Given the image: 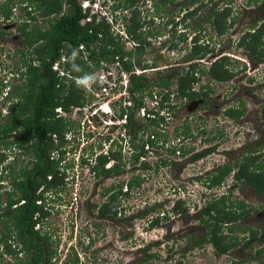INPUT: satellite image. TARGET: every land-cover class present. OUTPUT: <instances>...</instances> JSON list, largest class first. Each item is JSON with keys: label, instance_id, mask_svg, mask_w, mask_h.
<instances>
[{"label": "rangeland", "instance_id": "374dc122", "mask_svg": "<svg viewBox=\"0 0 264 264\" xmlns=\"http://www.w3.org/2000/svg\"><path fill=\"white\" fill-rule=\"evenodd\" d=\"M155 1L135 0L131 8L133 12L129 22L134 25L135 34L141 37L144 48L139 57L141 67L135 65L132 70L142 72L150 81L161 76L169 77L170 91L159 106L155 103L160 102L159 95H145L142 114L140 110L133 109L134 99L125 89L127 74L121 63L103 60L96 66L87 53L82 52L80 56L90 66V73H101L105 80L103 84L93 85L90 92L77 88L74 83V90L84 97L85 105L72 104L69 111L61 110L59 113L67 117L69 127L60 136L57 133L50 135L54 143H59L50 155L59 158L57 177L60 185L43 192V212L36 213L40 219L35 226L39 238H46L43 243L55 250L54 264H174L177 261L181 264H264V240L258 239L264 234V196L258 194L244 178L235 183L233 170L220 186L208 181L211 170L218 165L239 162L244 154L250 155L259 149L247 166L251 170V165H262L259 173L264 186V145L257 144L264 138L261 124L264 63L259 66L258 61L251 60L253 69L249 72L253 81L248 78L252 76L240 72L241 75L237 74L227 82H211L214 92L210 106L201 107V99L185 100L175 93L176 75L185 72V53L191 44V31L206 43V49H213V54L225 50L246 58L249 55L247 49L237 47L236 39L246 30L248 23L254 19L261 21L262 12L257 11L256 6L249 7L247 0H203V3L207 2L196 15L183 17L180 10L194 0H173L162 7L154 6ZM15 3L12 5L15 9L10 16L11 22L4 23L0 16L1 124L5 121L2 103L6 101L3 99L6 90L3 80L10 86L20 82L15 74L17 66L22 63L17 49H24L27 60L35 57L13 31L14 22L25 18L18 0ZM226 6L229 12L217 16L218 22L227 23L226 16L233 18L234 28L218 35L207 21L209 9L220 10ZM88 9V14L98 15L96 20H101L104 15L102 20L109 24L110 36L115 42H122L124 50L138 44L135 34L126 37L123 14L129 12L123 10L119 0H93ZM33 14L37 19L30 20V27L35 22L45 24L38 12ZM263 38V32H260L249 36L247 43L253 48L260 47L259 41ZM258 51L264 56V47L255 50L256 53ZM211 56L209 52L205 59L209 60ZM130 58L133 60L134 56ZM232 59L229 68L241 65L240 61ZM151 63H156L157 68H150ZM201 67L207 69L205 64ZM198 75L201 79L198 84L208 81L205 73ZM69 83L65 81L66 88L70 87ZM156 90L158 87L153 88V93ZM238 103H243L245 112L240 118H230L224 109ZM128 106L126 112L132 119L129 127L122 122L124 116H120L122 109ZM150 110H157L158 135L143 159L133 162L132 134L128 131L135 129L137 140L146 139L150 134L146 126V111ZM187 128L194 133L193 137L183 133ZM11 136L9 139L18 138V134ZM4 140L1 135L0 209L8 196L6 180L9 172L14 176L20 166L30 164L31 158L29 153L24 154L14 144L5 148ZM119 145L121 170L109 177L97 176L99 161L105 158L106 151L110 148L117 151ZM99 156L101 160L97 161ZM9 161H12L10 171ZM112 162L108 158L105 167ZM134 176H138L140 183L128 189L127 193L123 188L121 194L115 195L114 201L108 202L111 194H102V189L120 182L124 186ZM228 187L232 189L231 201L244 200L253 210L247 217L219 223V246L227 244V249L220 253L208 241L207 228L201 217L206 218L202 212L204 205L211 201L220 204L219 198ZM177 202L178 206H175ZM105 203L106 214L100 215L99 207ZM155 217L159 222L151 225ZM6 223L8 217L0 216V264H15V256L5 252L1 245L2 234L7 230ZM249 228L257 230V238L250 237ZM10 237L14 251L13 246L19 247V244ZM19 254L22 260L24 255L21 257ZM75 256L77 261H74Z\"/></svg>", "mask_w": 264, "mask_h": 264}, {"label": "trees", "instance_id": "16d2710c", "mask_svg": "<svg viewBox=\"0 0 264 264\" xmlns=\"http://www.w3.org/2000/svg\"><path fill=\"white\" fill-rule=\"evenodd\" d=\"M28 4L24 7L26 14L30 20H36L37 16L34 12H38L42 16L45 24L33 23L30 27L29 22H23L19 24L18 29H21L22 40L24 46L27 49H31V54L35 57L31 59L24 58V49H17L21 53L22 63L17 66V72L19 78H23V87L20 90L21 101L18 102L19 108L17 111L10 115L8 121L2 126V132L5 136H10L11 132L15 131L19 137L13 140L5 142V147L10 144H15L24 154H30V164L23 165L19 170V175L12 176L9 173V184L13 191H7L8 197L4 201V207L0 209L1 217H8V223L5 224L6 228L9 227L17 229L19 240L23 244V250L26 252L24 260L18 258L20 264H54L50 262V256L54 254V249H45V246L40 245V241L37 240L34 233L39 237V232L35 228L37 222L40 221L36 217V213L43 212V204L36 203L38 199H44L43 192H47L52 187L60 185L58 181V163L59 158H53L50 152L53 149L59 147V143H54L51 134H62L67 130L68 121L67 117H63L55 110L60 108L64 111H69V107L72 104H79V107H83L85 104L84 97L80 92L74 90V79L83 75L84 73H90L91 68L86 64V61L81 58L82 52H86L89 59H92L96 66H99L100 62L116 61L117 59L121 63L123 69L129 73L127 80V90L134 99L133 109L139 110L144 107L143 98L145 95L152 96L159 95V101L157 106L165 99L166 93L170 91V78L160 77L156 81H150L147 77L141 74H134L132 70L133 66L141 67L140 55L143 53V42L141 37L135 34V27L131 21V14L133 10L131 8L134 5L135 0H119L120 6L123 10H127L129 14L124 13L123 18L125 20L124 32L126 37L130 36L138 40V44L132 49L124 50L122 42H115L114 37L109 34V24L103 22L104 15L101 20H96L97 14H91V21H87L84 24L80 23V20L85 17L89 9L83 11L78 0H25ZM93 2V0H89ZM12 0H6L0 4L1 16L5 19L10 17V6ZM173 0H156L153 5L162 7L167 3H171ZM27 7L30 9L27 10ZM225 8L222 11L216 9L213 13L216 15L224 14ZM219 29V26H218ZM99 44V45H98ZM83 45V50L80 52L76 63L80 65L82 71L74 72L71 68V63L64 62L62 64L65 73L69 75L58 76L57 71L51 68V63L59 58L61 54L65 52L67 57H70L71 51L74 48H79ZM205 48L200 47L199 44L195 45L190 50L191 58L193 55H197L198 58L204 56ZM134 56L133 60L130 58ZM130 58V59H129ZM34 60L38 61V65L34 64ZM195 63L190 64L191 70L194 69ZM213 66L208 72L216 80H224L227 76L226 70L223 68H217ZM150 68H157L156 63H151ZM131 72V73H130ZM161 73V71H157ZM69 81L70 87H65V81ZM197 78L193 75V72L186 70L185 72H179L176 75V90L175 93L183 98L191 100L197 96L206 95L203 93H195L191 90L192 82ZM158 87V90L153 93V88ZM128 107H124L120 116L125 115L127 123L125 126L129 127L131 124V115L126 112ZM16 110V109H14ZM153 116H147L148 122L146 123L147 129L150 131V135H154L152 138L148 135L145 140H137V130L131 129L128 131L131 136L132 155L133 162H137L139 158L146 153L144 149L145 143H149L151 146L155 142V138L158 135L157 126L159 121L156 118V111H147ZM242 111L239 110L233 115H239ZM68 127V128H67ZM187 137H193L194 133L188 128L183 131ZM264 142V139L261 140ZM120 147L117 151H113L112 148L108 150L105 158L102 160L99 156V167L97 176H107L112 172H119L121 170V156ZM254 155H246L240 162L237 161L235 180L239 181L241 178L247 183L253 185L256 190L264 195L263 178L260 173H256L254 170L261 169L262 165L253 166L249 170L247 162L251 160ZM112 159V163L109 167H105V162L108 158ZM12 162L9 166H11ZM233 165L225 164L217 166L212 171L209 177V182L214 185H221L232 170ZM21 178H20V177ZM48 178V179H47ZM140 183L138 176H134L128 180L125 185L129 190L134 185ZM42 191L38 192L40 187ZM123 183L120 182L117 185H110L103 188V194L111 192V196L108 202H112L115 199V195L122 193ZM128 191H125L127 193ZM220 204L215 201L207 202L202 212L207 215V218L201 217V221L205 224L207 230L208 241L217 249L218 252H224L227 249V244L219 246L221 238L219 231L220 222H228L230 220L239 219L243 216L250 214L248 204L243 200H238L236 203L232 202L227 196H221L219 198ZM1 205V203H0ZM105 203L99 207L98 213L100 215L106 214ZM178 206V202L175 204ZM211 211H213L211 213ZM240 211L239 213H237ZM10 222V223H9ZM159 222L158 217H155L151 221V225ZM14 230V229H12ZM233 230V229H229ZM250 237L257 235V230L249 228ZM44 238V237H42ZM46 240V238H44ZM264 240V234L261 237ZM6 242V241H5ZM34 250V251H33ZM46 251V252H45ZM5 252L12 253L9 249H5ZM32 252V253H31ZM46 256V262L44 260ZM149 257V256H148ZM74 261H77L75 256ZM45 262V263H44ZM69 264V263H64ZM72 264V263H71ZM75 264V263H73ZM146 264H152L147 262ZM174 264H181L180 261Z\"/></svg>", "mask_w": 264, "mask_h": 264}, {"label": "flooded vegetation", "instance_id": "af4514ba", "mask_svg": "<svg viewBox=\"0 0 264 264\" xmlns=\"http://www.w3.org/2000/svg\"><path fill=\"white\" fill-rule=\"evenodd\" d=\"M4 1H6V0H3V2ZM12 1H14L12 4H11V6H10V16H12L11 14H12V12H13V10L15 9V7L14 6H12L13 4H16L15 3V0H12ZM18 2H19V8L20 9H22V10H24V20L22 21V19H19V21H15L14 22V27H13V31L20 37V39H21V42H22V44H23V40H22V33H21V29L19 30L18 29V26H19V24H21L22 25V23L25 21V22H30V19H29V17H28V15L26 14V9L24 8L27 4H28V2L27 1H25V0H18ZM207 2V1H206ZM206 2L205 3H203V0H194L193 1V3L192 4H190L189 6H187L186 8H183V9H181L180 10V12H179V14H181L183 17H186V16H188V15H196L197 14V12H199L200 11V9H202V7L206 4ZM209 2V1H208ZM247 2L250 4L249 5V7H252L251 5H253V7L254 6H256L255 7V9L257 10V11H261L262 12V14L260 15L261 17V21H257L256 19H254L251 23H248V26H247V28H246V30L241 34V35H239L238 37H237V39H236V46L237 47H239V48H245V49H247V51H248V57H246V58H242V57H239V56H235V55H233L232 53H228V52H226L225 50H223V51H220V52H218V53H215V54H213L214 53V51H213V49H211V50H209V49H206V48H208V46L207 45H205L206 43H204V41L201 39V38H198V36H197V33L195 32V31H191L192 33H190V42H191V44H190V46H189V50L185 53V57H186V59H185V61L184 62H187V64H186V66H185V69L186 70H190V71H192L193 72V75L197 78V80L196 81H194V82H192V86H191V90L192 91H194L195 93H203V92H205L206 93V95H204V96H197L196 95V97L195 98H193V99H191V100H194V99H197V100H202L201 101V103H200V105H201V107H207V106H210V103H211V95H212V93L214 92V89H213V84L211 83V82H227V81H229L233 76H235V75H237V74H240V72H242L241 74H243V73H246L247 74V76H252V74L249 72V70H252L253 68H252V66H251V60H255V61H258L257 62V64L259 65V66H261V64H263L264 63V56H263V54H261V52L260 51H258V53H256L255 52V50L257 49V48H260V47H264V38L261 40V41H259L260 43V47L257 45L255 48H253L252 46L250 47V45L247 43V40H248V37L249 36H251V35H255V34H257V33H262L263 32V35H264V0L262 1V0H247ZM1 4V3H0ZM168 4V3H167ZM167 4H165L164 6H166ZM227 5H229V4H227ZM225 8H227V10H225V14H228V10H229V8L226 6V7H224V8H221L220 10H218V9H216V10H218V11H222V10H224ZM28 9H30V7H27V10ZM0 10H1V8H0ZM213 10H214V8H210L209 9V13H208V17H207V21L209 22V24L211 25V27L214 29V30H216V32H217V34L218 35H223L224 34V32L227 30V29H233L234 28V19L233 18H227V16H226V20H227V23L224 21V22H222V23H219L218 22V15H216V14H214L213 13ZM182 11V12H181ZM0 16H1V13H0ZM1 18H3L5 21H3L4 23H9V22H11L12 20L10 19V17H9V19H5L4 18V16H1ZM1 20V19H0ZM171 21H173V19H171ZM218 26H219V29H218ZM195 30H197V29H195ZM198 31H199V29H198ZM0 34H1V31H0ZM187 35H189L188 33H187ZM18 41H19V39H18ZM209 42V40H207V43ZM197 44H199V46L200 47H203V48H205L204 50H205V54H204V56H202V57H199L198 58V56L197 55H193V57L194 58H191L192 56H190V50L195 46V45H197ZM24 45V44H23ZM22 49V48H21ZM211 53V57H209L210 59L208 60V59H205L206 58V55L208 54V53ZM232 58H235L236 60H238V62L241 64V65H239L238 67L236 66L235 68H229L228 66H229V62H230V60L231 61H233V59ZM242 62V63H241ZM38 62H35L34 61V64H36V65H38L37 64ZM192 63H195V66H194V69H192L191 70V67H190V64H192ZM207 65V69L205 68H202L201 66H203V65ZM213 66H215V67H217L218 69L219 68H223V69H225L226 70V74H227V76H226V78L224 79V80H216L215 78H213L211 75H210V73L208 72ZM214 67V68H215ZM220 70V69H219ZM198 73H205L207 76H208V81L206 82V83H201V84H198V82L201 80L200 79V75H198ZM15 74H16V76H17V78H18V80L20 81L18 84H16V85H12V86H10V85H8L7 84V81L6 80H3V85H4V88L6 87V90H4V92H3V99L4 98H6V101L4 102V103H2V104H4V108H3V110L5 111V113H4V117H5V121L1 124L0 123V136L2 135V137H3V139H5L4 140V144H5V142L6 141H8V140H13V139H9V138H12V136H11V134H18L17 132H15V131H13V132H11V134H10V136H5V133H3L2 132V126L8 121V118H9V116L10 115H13V113L15 112V111H17V109L19 108V105H18V102L19 101H21L22 100V98H21V96H20V90H21V88L23 87V78H19V73L16 71L15 72ZM240 74V75H241ZM11 77H14V74L13 73H11ZM249 78V80H252L253 79V76L252 77H248ZM253 81V80H252ZM197 84V86L195 87V85ZM2 92V91H1ZM185 100H188L187 98H185V97H183ZM238 105H239V103H238ZM238 105H229V106H227V108H225L224 109V111H225V113L230 117V118H240L241 116H242V114L245 112V108H244V106H243V103H240V105L238 106ZM14 109H16V110H14ZM239 110H241L242 112L239 114V115H233V114H235V113H237ZM261 114H262V121H261V124H262V127L264 128V108L261 110ZM18 137H19V135H18ZM16 139V138H15ZM262 139H264V138H262ZM262 139H260V140H258L257 141V144H259V145H264V142H261V140ZM15 145V144H14ZM11 146V145H10ZM16 146V145H15ZM17 147V146H16ZM5 148H7V147H5ZM18 150H20V149H18ZM21 151V150H20ZM255 152H259V149H256V150H254V151H252V153L251 154H255ZM244 156H246L245 154L242 156V158H241V160L243 159V157ZM255 156V155H254ZM31 159V158H30ZM12 161H9V163H8V171H10L12 168H11V166H9L10 165V163H11ZM240 162V161H239ZM237 163V161L235 162V163H224V164H222V165H225V164H231V165H233V167H232V170H233V177H234V181H235V183H237L238 181H236L235 180V172H236V166H234V164H236ZM27 165V164H26ZM222 165H218V166H222ZM256 166H258V165H256ZM22 166H20V168H21ZM215 169V168H214ZM214 169H212L211 170V172L210 173H212V171H214ZM231 170V171H232ZM259 170L260 169H256V170H254L256 173H259ZM5 171L6 172H8L6 169H5ZM230 171V172H231ZM10 173V172H9ZM113 173H117V172H112V173H110V174H113ZM110 174H108L107 176H102V177H109V175ZM18 175H19V171H18V173H16L14 176H17L18 177ZM210 176H211V174H210ZM7 177V176H6ZM20 177V176H19ZM21 178V177H20ZM241 179H243V178H241ZM240 179V180H241ZM0 182H2V180L0 181ZM6 184L9 186L8 188H9V191H13V189L10 187V184H9V177L7 178V180H6ZM223 184V183H222ZM248 184H250V183H248ZM117 185V184H116ZM214 185V184H213ZM251 185V184H250ZM115 186V185H114ZM217 186V185H216ZM220 186V185H219ZM252 187H254L253 185H251ZM255 188V187H254ZM114 191V189H111L109 192H106V193H111V191ZM255 191L258 193V194H260L261 196H264L263 194H261V193H259L257 190H256V188H255ZM232 192V189L230 188V187H228L225 191H223L222 192V194H221V196H227V195H229L230 196V193ZM106 193H104V194H106ZM102 194H103V189H102ZM220 196V197H221ZM8 197V196H7ZM238 200H241V199H238ZM237 200V201H238ZM6 201V200H5ZM237 201H235L234 203H236ZM244 201V200H243ZM212 202V201H211ZM233 202V201H232ZM245 202V201H244ZM246 203V202H245ZM248 204V203H247ZM1 206V205H0ZM204 207H205V205H204ZM248 208L250 209V214H251V212H252V210H253V208L248 204ZM203 210V209H202ZM213 211H211V213H212ZM204 214V213H203ZM249 214V215H250ZM204 215H206V214H204ZM249 215H247V216H249ZM247 216H243V217H247ZM206 218H207V215H206ZM242 218V217H241ZM10 223V222H9ZM12 229H14V230H12ZM254 230H256V229H254ZM9 234V235H8ZM34 235H35V237L37 238V240H39L40 241V245L41 246H45V249H49L50 248V246L46 243V244H44L43 243V241H45V239L44 238H39V236L36 234V233H34ZM262 235L263 234H261L259 237H258V239H260L261 240V237H262ZM10 236H12L13 237V239L14 240H16V243L17 244H19V247H17V245H14L13 247H15V250L14 251H12V249H11V240H10ZM257 236L258 235H256L255 237L257 238ZM255 237H252V238H255ZM6 241V242H5ZM2 248L4 249V251H5V249H9L10 251H12V253H9L10 255H14L15 257V260H16V263L18 262V264H20V262L19 261H21V260H18V258H20V257H18V254H19V256L21 255V257L24 255V258L22 259V260H24L25 259V257H26V252L23 250V244H22V242H21V240H19V236H18V234H17V229H15V228H13V226L12 227H9V230L7 229L6 230V232H4L3 234H2ZM52 248V247H51ZM17 249V250H16ZM18 251V252H17ZM34 251V250H33ZM55 251V250H54ZM46 252V251H45ZM32 253V252H31ZM54 255H55V252H54V254H52L50 257V262H52V263H54L53 261H52V259H53V257H54ZM49 256H46L45 255V258H44V260H45V262H46V258H48ZM44 262V263H45ZM15 263V264H16ZM7 264H10V263H7ZM61 264H64L63 262H61Z\"/></svg>", "mask_w": 264, "mask_h": 264}, {"label": "built area", "instance_id": "2783aa9c", "mask_svg": "<svg viewBox=\"0 0 264 264\" xmlns=\"http://www.w3.org/2000/svg\"><path fill=\"white\" fill-rule=\"evenodd\" d=\"M79 3H80V5H81L83 11H85V12H86V10L88 9V7L92 4V2H90L89 0H81V1H79ZM93 5H94V3H93ZM91 14H93V13L87 14L85 17H83V18L80 20V23H81V24H84L86 21H89V20L91 19ZM79 47H80V46H79ZM62 57H66V55H65V54H61L57 60H55V61H53V62L51 63V68H52L54 71H57V75H58V76H64V75L69 76L67 73H65L64 68H63V66H62V64L65 62V60L62 59ZM115 63H117L118 65L120 64V62H119L118 59L115 61ZM54 66H56L55 69H54ZM143 70H144V69H143ZM125 72H126V71L124 70V73H125ZM131 72H133L134 74H141V73H142V72L139 73V71H138L137 69H136L135 71L133 70V71H131ZM131 72H130V73H131ZM126 74H127V78H126V75H125V78H124L125 89H127V80H128V75H129V73L126 72ZM155 103H156V105H157V101H155ZM55 110H56L57 113L59 114V113H61V110H62V109H60V108L58 107V108H56ZM139 110H140V112H141L142 114H144L145 106H144V107H141ZM146 115H147V116H153V114H151V113H149V112H147V111H146ZM123 116H124V119H122V122H123L124 124H126V123H127V118L125 117V115H123ZM148 135H149L151 138L154 136V135L147 134L146 137H147ZM144 140H145V139H144ZM155 140H156V139H155ZM141 141H143V140H141ZM141 141H140V142H141ZM150 146H151V145H150L149 143H145V145H144V149L146 150V152H148V149H149ZM106 154H108V151H106ZM139 159H143V155H142ZM42 188H43V187L41 186V187L38 189V192L42 191ZM123 188H124V192L128 190V188H127L126 185H124ZM123 188H122V189H123ZM45 198H46V197H45ZM44 202H45V201H44ZM36 203H38V204H43V199H38V200H36Z\"/></svg>", "mask_w": 264, "mask_h": 264}, {"label": "clouds", "instance_id": "9594fccd", "mask_svg": "<svg viewBox=\"0 0 264 264\" xmlns=\"http://www.w3.org/2000/svg\"><path fill=\"white\" fill-rule=\"evenodd\" d=\"M82 50H83V45H81L79 48L72 49L70 57H62V59L65 60V62L71 63V68L74 72L82 71L80 65L76 63V60L79 57L80 52ZM55 67L56 66H54V69ZM104 80L105 77L101 73L98 72L84 73L83 75L76 77L75 84L77 88L85 92H90L93 88V85L103 84ZM105 110H107L106 106H105ZM38 223L39 222H37V224Z\"/></svg>", "mask_w": 264, "mask_h": 264}]
</instances>
